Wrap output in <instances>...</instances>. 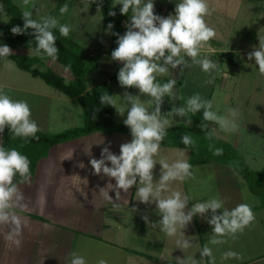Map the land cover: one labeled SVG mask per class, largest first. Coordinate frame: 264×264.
Instances as JSON below:
<instances>
[{"label": "crops", "instance_id": "1", "mask_svg": "<svg viewBox=\"0 0 264 264\" xmlns=\"http://www.w3.org/2000/svg\"><path fill=\"white\" fill-rule=\"evenodd\" d=\"M70 1L73 2V0H66L67 3ZM77 1L84 2L83 0ZM39 2L36 1L35 4L41 11L43 2ZM153 2L154 12L165 8L168 17L170 14H175L176 4L180 0H153ZM261 2L264 4V0ZM208 3L215 11L210 17H206V22L217 33L210 43L221 52L215 55L210 54L207 57L216 62L219 69L211 76L203 74V77L208 76V80L212 81L209 83L210 91L212 90L209 100H213V93L218 89L221 91L222 104H230L232 108L249 105L253 97L254 100H262L264 97V75L259 73L255 59H248V53L259 47L260 38L264 39V30L260 23V15L264 17V6H260V0H208ZM50 12L57 13L53 10ZM50 12L46 13L45 11V14H50ZM57 19L60 21L62 17ZM67 19L64 17L63 24ZM129 21L130 16L124 21V24L127 25ZM256 32L257 34H255ZM109 40L112 42V36ZM185 58L189 59L188 62L191 64V58ZM228 59L233 61V69L235 68L229 72L222 68L223 62ZM118 62L119 66L116 65V61L111 59L103 61L109 68L107 76L111 80L118 76L120 68L123 67V62ZM194 67L195 65H192L190 68ZM243 68L251 69L249 78L248 76L241 77L245 71L241 70L242 74L238 80H231L232 74L240 73V69ZM183 71H180V68L171 69L169 66L168 73L157 78H169V80L175 79L181 82L184 79ZM192 71V74L187 76V81L195 83L200 78V73H196V70ZM220 71L221 77L218 75ZM27 80L20 79L14 85H11L10 82H0V86L5 89L8 87L11 90H18L19 96L22 97L20 98L27 101L30 108L39 96L42 97V100L47 98L50 100L51 106L54 103L59 108L57 113L59 117L62 116L60 101L65 104L67 100L75 102L74 100L78 99L64 97L60 93L61 91L56 93L49 87H31V82L28 83ZM238 82L245 86L244 93ZM112 86H114L113 83ZM130 89L132 90V88ZM252 91L254 92L253 97ZM174 92L177 99L173 102L170 98L165 97L161 108L162 114L171 111L173 104L176 107L183 106L182 91L177 84ZM230 92H233L234 96L228 103L226 101ZM114 93L115 90H113ZM147 100L150 101L151 98L148 97ZM144 105L149 110L154 108V104L145 103ZM244 111L240 114L237 132L225 133L217 125L210 123L211 128L217 129V137L230 142L238 150L247 145L246 139L249 138L247 136L250 132L264 138V125L258 126V117L262 116L261 112L264 114V109L263 111L257 109L259 113L252 107L250 110L245 109ZM31 112V118L37 122L41 131L52 132V129L47 125L45 127L44 121L36 116V110ZM189 116L193 124L191 113ZM243 116L251 118L245 119ZM71 117L73 116H70L68 120L72 119ZM175 118L180 119L181 117H168L170 121ZM183 119L186 121L187 117ZM70 122L65 128L81 125L77 123L78 121L73 124H69ZM185 123L177 122L171 126ZM131 140L132 136L124 132L95 131L52 146L47 154L38 161L34 173L30 175V181L20 184L21 191L25 196V203L28 205L24 210H16L17 214L27 221L22 247L17 250L14 245L9 244L4 239L7 229H0V264H70L72 252L83 255L88 264H97L101 258L107 260L108 264H176L177 257L183 259L186 256L199 260V264H208V258L201 259L200 251L210 238L213 226L199 215L195 216L193 221L183 229L185 237H192L194 242L192 248L183 251L176 248V240L181 238L179 233L175 237H168L161 231L158 224L153 227L145 223L142 218L145 215L149 216L153 223H158L162 217L154 203L144 204L136 199V186L129 189L127 194L121 190L122 198L119 201L116 200L114 191L109 192L113 201L119 203V207H115L111 201L105 200L99 195V189L106 187L110 178L102 179L101 176L94 175L90 160L92 158L100 159L102 149L109 144L111 145L110 151L119 155L120 145L131 142ZM103 141L104 143H102ZM0 146H2L1 135ZM181 150L184 153L182 157L179 155ZM190 154L191 152L187 148L161 145L160 156L166 158L169 163L178 158L189 162ZM241 155L244 158L242 153ZM209 163L194 165L193 177L183 182H173L172 189L194 197L189 202L186 211L196 201L204 202L214 196L223 199L225 207L229 209L235 208L241 203L249 204L256 216L253 225L246 228L243 234L238 233L236 238L225 237L226 243L222 245L209 246L213 247L217 264H221V255L228 250L241 253L243 258L225 260L222 264H264V205L260 198L250 190L247 181L242 176L238 177L237 173L232 170L233 168L223 166L218 162ZM209 165L213 166L211 170L207 168ZM109 166H111L110 162ZM161 167L157 164L154 169V182L158 181L160 177ZM111 183L115 184L116 182L111 179ZM217 211L218 214L223 212L222 209ZM208 217H211V210H209Z\"/></svg>", "mask_w": 264, "mask_h": 264}, {"label": "clouds", "instance_id": "2", "mask_svg": "<svg viewBox=\"0 0 264 264\" xmlns=\"http://www.w3.org/2000/svg\"><path fill=\"white\" fill-rule=\"evenodd\" d=\"M92 2H98L99 11L102 0H92ZM117 4L122 5L120 9L122 15H129L131 12L125 34L111 33L113 28L111 23L107 28L110 34L118 37L116 41L118 47L112 51L111 58L123 62L117 77L119 84L124 88L139 89L141 95L151 98L149 103L154 104V108L149 110L141 102L139 95L126 91L122 97L120 96L128 106L125 111V108L117 107V95L108 92L101 94V105L116 108L121 116L127 112V118L123 123L130 129L132 140L120 145L119 155L110 151L109 144L102 149L100 159L90 160L94 175L101 176L102 179L110 178L107 186L99 189V195L111 201L115 207H119V203L113 201L109 192L114 191L115 198L119 201L122 198L121 190L127 194L129 189L136 186V199L144 204L154 203L162 217L158 223H153L149 216L145 215L142 217L145 223L153 227L158 224L168 237H175L179 233L181 238L176 240V248L183 251L194 246L192 237H185L183 229L199 215L213 226L210 238L200 251L201 259L208 258V264H217L213 247L209 245H222L226 243L225 237L236 238L238 233L243 234L244 230L252 226L256 220L252 207L247 203H241L229 209L225 207L223 199L214 196L204 202L196 201L186 211L194 197L173 190L172 184L192 178L193 166L182 158L169 163L166 158L160 156L161 144L167 136V129L171 127L168 117H187L186 123L190 126L192 119L189 113L195 115L203 110L199 127L211 140L217 136V129L210 128V123L217 125L225 133L239 130L240 110L229 107L226 114H219L213 110L212 100L195 93L183 106L176 107L173 104L171 111L162 114L164 98L168 97L173 102L177 99L174 92L177 81L170 79L161 83L157 80L158 76L168 73L169 66L171 69L180 68V71H183L192 65H198L209 76L218 69L216 62L201 56L202 50L217 35L216 30L206 22V17H210L215 9L210 6L208 0H180L176 4L175 14L163 17L155 14L153 0H118V3L114 2L112 7L115 8ZM21 7L23 28L17 25L11 28V32L14 35H21L32 29L33 32L30 34L35 37L36 46L30 49L29 55L37 57L46 55L50 63H55L59 58V48L54 33L58 31L61 37H68L71 26L61 24L53 15L42 16L40 8L33 0H22ZM59 11L61 15L67 13L69 5L64 3ZM108 14L116 16L115 11H109ZM13 54L7 44L0 46V58L7 61L6 67L13 65V61L8 60ZM185 57L191 58V64ZM253 58L258 65L259 73L264 75V39L260 38L259 47L248 53V59ZM211 82V79L207 81V83ZM31 116V108L27 101L12 99L5 88L0 86V134L8 128L12 139H39L37 133L40 128ZM181 142L188 147L196 143L193 137L187 134L181 137ZM209 150L217 156L223 154L222 148L213 149L211 144ZM179 155L181 157L184 155L183 150ZM157 164L162 167L158 181L154 182V169ZM30 175V160L26 155L16 148L6 149L0 146V229H7L4 239L17 250L23 245L27 221L19 216L16 210H24L28 207L20 184L28 183ZM17 176L20 178L18 181ZM111 179L116 183L112 184ZM220 209L223 210L222 214H218L217 210ZM209 210H211L210 218ZM70 255V264H88L83 255L77 252H72ZM242 258L241 253L228 250L222 253L221 264L225 260ZM97 264H108V262L101 258ZM176 264H199V260L190 256L183 259L177 257Z\"/></svg>", "mask_w": 264, "mask_h": 264}, {"label": "trees", "instance_id": "3", "mask_svg": "<svg viewBox=\"0 0 264 264\" xmlns=\"http://www.w3.org/2000/svg\"><path fill=\"white\" fill-rule=\"evenodd\" d=\"M6 11L11 15L9 22L0 25V45L7 44L10 48H18L24 46L26 48L34 49L36 46L35 37L30 33L33 32L29 29L28 32L21 35H14L11 28L19 25L23 28L24 21L21 16L22 8L13 2V0H5ZM114 0H105L102 4V12L104 21L113 24V33L125 34L127 26L124 21L131 15H122L120 8L112 7ZM109 11H115L116 16H110ZM57 36V47L59 48L58 62L64 66H70L72 78L67 81L65 76L55 71L53 68L40 69L35 66L43 57L48 58L46 55L37 57L29 54L14 53L9 58L13 60L17 66L35 77H41L47 84L61 91L68 97H78L84 112V124L80 126L66 128L58 132H44L39 131L37 136L39 139L29 138H11L8 128H5L2 136V146L6 149L16 148L22 154L26 155L30 160V172L34 173L38 161L47 154L48 150L55 144L69 141L81 136L88 135L95 131H103L112 133L120 131L131 135L130 129L115 117L114 107L100 104V96L102 93L108 92L113 95L112 80L110 78L90 87L88 82V74L94 68L99 66L98 61H90L87 59V51L84 47L76 44L69 43L66 37H61L58 31L54 33ZM118 37L112 36V48L118 47L116 41ZM93 58V57H92ZM3 60V58H0ZM93 60V59H92ZM94 62V63H93ZM157 80L165 83L169 78ZM180 81H177V85ZM184 95V94H183ZM192 115V114H191ZM193 124H179L171 126L167 129V136L161 145L183 147L190 150L189 163L192 166L196 164H205L209 162H218L230 166L247 181L250 190L256 194L261 203L264 205V167L261 170H255L249 167L242 158L239 150L230 142L219 137H213L209 140L206 134L199 127L202 122L203 114L192 115ZM211 128V127H210ZM190 135L196 141L191 146H185L181 142L183 135ZM215 148H222V155H214L213 151L209 150V145ZM17 181L20 179L17 176Z\"/></svg>", "mask_w": 264, "mask_h": 264}, {"label": "rangeland", "instance_id": "4", "mask_svg": "<svg viewBox=\"0 0 264 264\" xmlns=\"http://www.w3.org/2000/svg\"><path fill=\"white\" fill-rule=\"evenodd\" d=\"M43 2L42 4V10L40 11V14L43 15H53L60 20V23L63 24V19L68 18L67 21H65L64 24H68L71 26V31L69 33V36L66 37L67 41L69 43H76L82 47H84L87 51L88 56L91 55L92 57H88L87 59H89L90 61H98L99 62V66L97 68H94L92 70V72L88 74V82L89 85H94V84H98V82H101L103 79L108 78V73H109V68L108 66H106V64L103 63V61L109 60L111 58V53L114 50L112 48V42H110V37L113 36V34H110L107 30L108 25L110 23H107L104 21V17H103V12H102V7L100 8V10L98 11V2H92V0H83L82 1H77V0H73L70 1L69 3L64 2V0H33V2ZM251 1V0H248ZM262 0H260V6H264L263 2H261ZM13 2L15 4H17L20 8L22 5V0H13ZM105 2V0H102V4ZM114 2L118 3V0H114ZM40 3V2H39ZM67 3L69 5V11L63 15H61L59 9L60 7L64 4ZM117 8L122 7V5L117 4L116 5ZM0 8H2V11H0V25H4L7 22H9L11 15L8 14V12L6 11V3L5 0H0ZM57 11V13H51L50 11ZM47 12H50V14H45ZM260 23H261V27L264 30V17L263 15H260ZM105 28V29H104ZM255 32V30H254ZM111 33H113V28L111 29ZM257 34V32L255 33ZM260 34V33H258ZM264 34V32H263ZM261 35V34H260ZM253 43V42H252ZM1 46V45H0ZM13 53H18V54H29L30 48H26L24 46L18 47V48H11ZM218 50V48H216ZM220 50H218L216 52V54H220ZM93 59V60H92ZM8 60H11L10 58H8ZM189 60V59H187ZM13 61V60H11ZM113 61V60H112ZM118 65V61H116ZM6 63L7 61L5 59L0 60V82H10L11 85H14V83L19 82L20 79H28L27 82H31V87L37 88L39 86H45V87H49L52 91L54 92H58L59 90L54 88L53 86L47 84L41 77H34L31 73L24 71L22 69H20L17 64L13 61V65L11 67H6ZM94 63V62H93ZM121 64V63H120ZM233 61L231 60H226L223 62V66L222 68L225 69L226 71H231L234 70L233 69ZM247 65V64H246ZM35 66L37 68L40 69H47V68H53L55 71H57L58 73L62 74L63 76H65L67 81H70L72 78V72L71 70L64 66L63 64L59 63L58 61H56L55 63H50L49 58L43 57L39 62H37L35 64ZM119 66V65H118ZM115 66V67H118ZM243 67V66H241ZM68 68V71H65V69ZM251 68V67H249ZM115 70V69H113ZM192 70H196V73H200V78H198L195 83L190 81H187V76L192 74ZM199 70V71H197ZM244 71V74H242V71ZM219 71V69H218ZM236 71V70H235ZM184 79L178 84L180 90L182 91V103L185 104L187 99L192 96L195 93H200L202 94L205 98L209 99V95H210V85L209 83H207L208 81V76L203 77L204 72L201 70V68L197 65H195V67L193 69L191 68H185L184 69ZM207 74V73H206ZM251 74V69L246 70V69H240V73L238 74H232L233 77H231V80L235 81L238 80V78L243 76L246 77ZM208 75V74H207ZM219 77L222 76L221 71L218 72ZM118 77V76H117ZM114 77L112 79V83H113V90H115V95L116 99H117V107H123L125 108V111L127 110V105L123 102L122 100V96L123 94L127 91L130 92L133 95H139L140 96V100L143 104H148L151 105L149 103V100H147L148 96L145 95H141L139 92V89L137 88H132V90L130 88H124L121 87V85L119 84L118 78ZM30 79V80H29ZM230 80V81H231ZM240 82H238V85ZM245 86L241 85L240 89L241 91L244 93L246 91V88H244ZM7 89H5L8 94L12 97V99L14 100H22L21 96H19V92H17L18 90H11L8 87H6ZM42 89V88H41ZM253 92V91H252ZM62 93V92H60ZM247 93V92H246ZM113 94V95H114ZM214 97H213V110L217 111L219 114H226V110L227 108L231 107L230 104H226L223 105L220 99V95H221V91L218 89L215 91V93H213ZM62 96L64 97H68L65 94L62 93ZM121 96V97H120ZM234 94L233 92H230L229 98L226 102L230 103L231 101V97L233 98ZM254 96V92L252 94V97ZM21 97V98H20ZM68 98H74V97H68ZM67 98V99H68ZM78 98V97H76ZM75 102H70V101H66V103L64 104L63 101L61 102L62 105V112H61V117H59V115L57 114L59 112V108L54 105V103H52V106L50 104V100H48L47 98H44L42 100V97H38L34 100L33 104L31 105V111H35L36 110V116H38V118L42 121H44L45 123V127L46 125L49 126L52 130V132H58L61 130H64L65 126H68V122L71 121L69 124H73L75 122H77L78 124L83 125L84 124V112H83V108L81 106V103L78 99L74 100ZM179 105V104H178ZM146 106V105H145ZM242 105L239 108L240 110V114H242V112L245 109H249L252 107L254 108L256 111L257 109H259L260 111H263L264 109V97L262 100H254V97L250 100L249 105ZM235 108V107H233ZM38 109V111H37ZM115 110V117L118 121H124L127 118V112H125V114L123 116L118 114V111L116 108H114ZM245 112V111H244ZM257 113H259V111H257ZM197 114H203V110H201V112L197 113ZM262 116L258 117V126H263L264 125V114L263 112L260 113ZM70 116L72 119L68 120V118ZM257 116V114H256ZM54 117V118H52ZM250 117V116H249ZM248 116H243V118H248ZM125 118V119H122ZM251 118V117H250ZM178 120V121H177ZM240 120V119H239ZM47 122V124H46ZM171 122V125L177 124V122L180 123H184L186 122L185 119L183 118H175L173 119ZM187 124V123H185ZM66 129V128H65ZM259 136V137H258ZM249 138L246 139V146L241 147V149H239V152L243 154L244 158L243 160H245V163L255 169V170H261L264 167V138L261 137V135H257L254 134L252 132L249 133V135L247 136ZM212 164V163H209ZM222 164V163H221ZM223 166H227L230 167L228 165L222 164ZM213 166L209 165L207 166V168L209 170H211ZM234 172H236L238 175V177L242 176L240 172H237L236 170L232 169ZM243 177V176H242ZM244 178V177H243ZM245 179V178H244ZM249 187V186H248Z\"/></svg>", "mask_w": 264, "mask_h": 264}, {"label": "built area", "instance_id": "5", "mask_svg": "<svg viewBox=\"0 0 264 264\" xmlns=\"http://www.w3.org/2000/svg\"><path fill=\"white\" fill-rule=\"evenodd\" d=\"M155 14L160 15V16H163V17H167V11H166L165 8H162L161 10H159L158 12H156ZM217 51L218 50L216 49V47L213 46L209 42V45L206 46V48L204 50H202L201 56L202 57H204V56L209 57L210 54L215 55Z\"/></svg>", "mask_w": 264, "mask_h": 264}]
</instances>
